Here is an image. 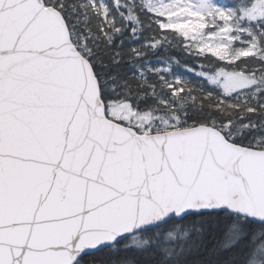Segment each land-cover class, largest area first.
I'll return each instance as SVG.
<instances>
[{"label": "snow or ice", "instance_id": "obj_1", "mask_svg": "<svg viewBox=\"0 0 264 264\" xmlns=\"http://www.w3.org/2000/svg\"><path fill=\"white\" fill-rule=\"evenodd\" d=\"M0 264H264V0H0Z\"/></svg>", "mask_w": 264, "mask_h": 264}, {"label": "trees", "instance_id": "obj_2", "mask_svg": "<svg viewBox=\"0 0 264 264\" xmlns=\"http://www.w3.org/2000/svg\"><path fill=\"white\" fill-rule=\"evenodd\" d=\"M182 59L188 60L190 64L200 63V61H196V60L188 58V57H182ZM94 255H96L97 257L103 258L104 252L95 253Z\"/></svg>", "mask_w": 264, "mask_h": 264}]
</instances>
